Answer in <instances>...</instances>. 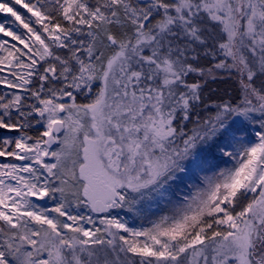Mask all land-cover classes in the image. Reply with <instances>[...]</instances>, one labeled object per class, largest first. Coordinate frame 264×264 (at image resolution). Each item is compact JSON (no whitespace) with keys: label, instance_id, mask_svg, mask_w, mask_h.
Wrapping results in <instances>:
<instances>
[{"label":"snow or ice","instance_id":"1","mask_svg":"<svg viewBox=\"0 0 264 264\" xmlns=\"http://www.w3.org/2000/svg\"><path fill=\"white\" fill-rule=\"evenodd\" d=\"M0 14V264H264V0Z\"/></svg>","mask_w":264,"mask_h":264},{"label":"trees","instance_id":"2","mask_svg":"<svg viewBox=\"0 0 264 264\" xmlns=\"http://www.w3.org/2000/svg\"><path fill=\"white\" fill-rule=\"evenodd\" d=\"M211 89H216L217 91L230 90L229 85L222 81L210 82L208 90H211ZM0 136H1V133H0Z\"/></svg>","mask_w":264,"mask_h":264},{"label":"rangeland","instance_id":"3","mask_svg":"<svg viewBox=\"0 0 264 264\" xmlns=\"http://www.w3.org/2000/svg\"><path fill=\"white\" fill-rule=\"evenodd\" d=\"M2 19H5V17L3 14H0V20H2ZM0 133H1V136H3V135H12V136L16 135L15 133H6V132H4V130H0ZM33 134H36V133H33Z\"/></svg>","mask_w":264,"mask_h":264}]
</instances>
